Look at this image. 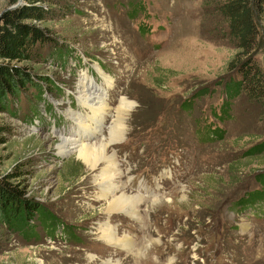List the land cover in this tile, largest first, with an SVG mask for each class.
Listing matches in <instances>:
<instances>
[{
    "label": "rangeland",
    "instance_id": "374dc122",
    "mask_svg": "<svg viewBox=\"0 0 264 264\" xmlns=\"http://www.w3.org/2000/svg\"><path fill=\"white\" fill-rule=\"evenodd\" d=\"M216 2L73 0L75 13L42 23L73 53L55 56L46 43L35 51L48 60L24 63L58 89L43 100L29 87L0 112L12 129L0 171L22 163L29 195L58 222L35 218L29 234L0 224V264H264V193L239 206L264 189V150L255 152L264 146V106L226 94L239 57ZM11 4L0 0V16ZM256 21L254 60L264 69V13ZM83 78L110 103L92 142L108 140L122 97L133 102L123 139L108 147L118 175L108 198L141 197L136 216L108 211L101 169L59 152L92 114L79 98ZM106 225L132 246L105 241Z\"/></svg>",
    "mask_w": 264,
    "mask_h": 264
},
{
    "label": "trees",
    "instance_id": "16d2710c",
    "mask_svg": "<svg viewBox=\"0 0 264 264\" xmlns=\"http://www.w3.org/2000/svg\"><path fill=\"white\" fill-rule=\"evenodd\" d=\"M18 1L11 0V6ZM72 3L73 0H22L18 6L7 7L2 12L0 16V112H10L11 106L20 102L21 92L29 87H35L43 100L46 99L44 95L48 90L58 89L51 77L47 75L36 77L24 63L48 60L38 51L42 57L41 61L35 51L39 49V45L46 43L55 46L57 50V53H54L55 56L65 57V51L73 53L71 47L63 48L61 43L58 46V39L42 24L55 17L58 12L65 15L75 13L79 8ZM214 8L217 15L226 23L228 35L238 49L239 58L235 65L239 70L238 79H233L226 84V94L234 97L244 92L250 100H256L264 106V69L254 60L259 35L256 14L264 13V0H217ZM63 44L68 47L65 42ZM226 113H228L227 107ZM208 128L211 130L210 127ZM11 131L9 125L0 121V145L8 142ZM263 150L262 145L255 152ZM26 174L22 163H16L10 171H0V224L10 229L18 228L29 234L37 226L34 223L35 218H39L41 224H47L50 220L55 222L57 218L45 205L29 195L25 181ZM262 185L264 187V179ZM263 193L264 189L253 191L247 199L240 201L239 206L251 205L249 201L253 202Z\"/></svg>",
    "mask_w": 264,
    "mask_h": 264
},
{
    "label": "bare ground",
    "instance_id": "6f19581e",
    "mask_svg": "<svg viewBox=\"0 0 264 264\" xmlns=\"http://www.w3.org/2000/svg\"><path fill=\"white\" fill-rule=\"evenodd\" d=\"M90 83L86 78L80 80L78 84L79 98L81 102L89 107L92 114H89L87 119L79 120L80 123L78 138H63L59 143V152L68 153L76 151L83 161L91 170L99 172L100 188L103 190L101 195L104 199H109L108 211H122L125 214L136 216L138 215L137 205L141 201V197L129 195L126 192L120 195H113L108 198V194L118 188L117 179V163L112 154H109L108 147L110 144L123 139L126 126L125 120L133 106V102L126 97H122L120 105L117 109V115L113 119L108 140L100 142H92V139L97 135L102 134L103 124L106 120V115L110 109V103L99 93H93L90 88ZM91 85H93L91 83ZM78 118V117H77ZM84 135V136H83ZM101 165H104L101 167ZM112 167L114 169L112 170ZM119 174V173H118ZM98 176V175H97ZM111 195V194H110ZM113 228V227H112ZM106 225L102 238L112 244H118L125 247L132 246L129 238L117 237V233ZM105 264H113L105 262ZM116 264V263H115Z\"/></svg>",
    "mask_w": 264,
    "mask_h": 264
},
{
    "label": "water",
    "instance_id": "95a60500",
    "mask_svg": "<svg viewBox=\"0 0 264 264\" xmlns=\"http://www.w3.org/2000/svg\"><path fill=\"white\" fill-rule=\"evenodd\" d=\"M21 2H22V0H19L17 4L10 6V8H14V7L18 6Z\"/></svg>",
    "mask_w": 264,
    "mask_h": 264
}]
</instances>
